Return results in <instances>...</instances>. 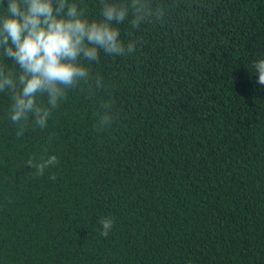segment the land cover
<instances>
[{"label": "trees", "instance_id": "trees-1", "mask_svg": "<svg viewBox=\"0 0 264 264\" xmlns=\"http://www.w3.org/2000/svg\"><path fill=\"white\" fill-rule=\"evenodd\" d=\"M153 7L118 25L133 53L88 65L105 88L70 90L45 129L17 136L0 93V264H264V0Z\"/></svg>", "mask_w": 264, "mask_h": 264}, {"label": "clouds", "instance_id": "clouds-1", "mask_svg": "<svg viewBox=\"0 0 264 264\" xmlns=\"http://www.w3.org/2000/svg\"><path fill=\"white\" fill-rule=\"evenodd\" d=\"M101 19L88 17L85 0H0V93L11 104L8 116L22 136L29 121L45 129L70 90L83 87L90 96L105 88L103 78L88 65L99 63L101 51L113 57L136 50L137 42L121 40V25L132 29L160 18L153 0H97ZM257 83L264 86V59L253 65ZM96 126L103 130L115 119L110 101H101ZM38 175L59 161L55 155L28 160ZM50 179L55 180V175ZM99 223L107 237L113 220Z\"/></svg>", "mask_w": 264, "mask_h": 264}]
</instances>
